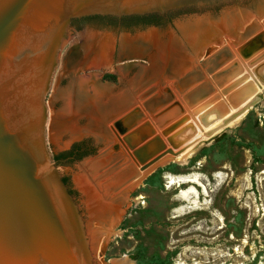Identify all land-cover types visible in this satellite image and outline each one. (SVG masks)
<instances>
[{"label": "rangeland", "instance_id": "1", "mask_svg": "<svg viewBox=\"0 0 264 264\" xmlns=\"http://www.w3.org/2000/svg\"><path fill=\"white\" fill-rule=\"evenodd\" d=\"M172 21L155 29L165 32ZM150 30L74 29L60 62L72 46L73 62L78 59L83 66L60 71L59 63L54 74V78L61 74L57 82L61 91L68 90L76 79L95 75L112 91L105 97H110V102L105 101L111 104L112 113L118 104L124 107L106 120L109 137L105 143L91 133L77 139L63 131L54 142L47 135L53 156L67 151L73 142H85L93 150L80 160L58 165L86 227L94 229L93 264H264V20L248 34L221 36L218 46L210 47L195 63L183 51L178 56V60L186 59L182 68L169 65L156 73L159 79L150 74L148 78L147 59L121 62L118 48L123 36L131 39ZM88 32L109 38L110 67L84 66L87 52L79 46ZM86 89L93 95L91 86ZM156 96L160 103L155 102L153 108ZM251 96H255L254 102L237 124L221 131L206 128L210 114L222 119L228 116L226 121H231L239 113L232 109H240ZM55 99L50 91L47 105L53 104L59 114L65 100ZM127 115L132 119L125 121ZM66 120L79 129L89 126L88 118L76 112ZM117 121L125 134L133 135L134 149L145 150L148 158L143 163L114 127ZM140 127L147 129L148 137L134 142ZM106 150L111 154L109 161L101 159ZM97 160L98 165L93 166ZM126 172L130 173L123 177ZM166 175H196L206 190L191 183L167 188ZM110 211L119 213V220L108 239H103L100 229Z\"/></svg>", "mask_w": 264, "mask_h": 264}, {"label": "water", "instance_id": "2", "mask_svg": "<svg viewBox=\"0 0 264 264\" xmlns=\"http://www.w3.org/2000/svg\"><path fill=\"white\" fill-rule=\"evenodd\" d=\"M150 14H171L172 24L165 32L72 24ZM262 19L264 0H0V264H93L94 229L86 227L47 146V98L74 29L151 28L123 36L118 48L121 62L147 59L159 79L177 46L195 63L221 36L248 34ZM153 102L160 103L158 96ZM114 127L143 163L148 155L134 149L133 135L120 121Z\"/></svg>", "mask_w": 264, "mask_h": 264}, {"label": "bare ground", "instance_id": "3", "mask_svg": "<svg viewBox=\"0 0 264 264\" xmlns=\"http://www.w3.org/2000/svg\"><path fill=\"white\" fill-rule=\"evenodd\" d=\"M81 41H82V44H80L79 49H84L87 52V55L84 54L87 58L85 60L86 62L84 64V66H88V65H89L88 67L97 66L98 68H101V69L111 66L110 61H109V57L107 56L108 54L106 52V48H107V44L109 42V38H105V37H102L100 35H98V36L93 35L91 32H88L85 36H83L81 38ZM238 42H240V41H238ZM72 48L73 47L71 46L70 49H67L66 52L63 54L62 60H61L60 65H59L60 71L65 69L64 67H70L69 69H72L73 67H74V69H76L78 67V65H79L78 59L75 60L76 62L75 61L73 62L74 55L72 56L73 53H71V52H74V50ZM96 52L98 53L97 58H94V60L91 58L92 61L90 63L87 62L89 60L90 56L91 55L93 56V54L94 53L96 54ZM125 53H123V55ZM182 53H183V50L180 48V46H177V48L175 49V53L173 55H171V56H173V59L170 62V65H174V64L175 65L178 64V66L184 65L185 64L184 60H186L185 58L183 59V61L181 59L178 60V56H182ZM171 56H170V58H172ZM163 60L166 62V59H163ZM163 60L162 59L160 60L161 64H163V62H164ZM72 65H73V67H72ZM82 66L83 65H81V66L79 65L78 69L79 68L81 69ZM180 67L182 68V66H180ZM156 69H157V67H156ZM179 70H181V69H179ZM174 71H176V66H175ZM158 72H160V71H158ZM228 72H229V70L227 71V74H228ZM149 74L152 76V78H154V76H155L154 72L148 73L147 74L148 78H149ZM60 76H61V74L59 73L54 78L50 91H51L52 96L54 98L56 97L55 100H57L59 98L65 100V107H64V110L62 112H60L61 114L60 113L57 114L58 112L55 113V111L52 109L53 104L47 105L48 106V118H47L46 128H47L48 137L51 140H53V142H54L55 139L61 133H63V131H67V132L69 131V133L74 138H77V139H79V137H81L83 135L91 133L92 135H94L98 139V141H100L102 143L107 142L109 135L106 134L107 132H106L104 124H105L106 120H108L109 118H111L113 116L112 115V109L110 108L111 104L107 103L105 101V100L109 101L110 97H108L107 99H105V97L110 96L112 94V91L110 90V88H108L107 86H104L98 79H96L95 75H93L92 77H87L84 80L76 79V80H74V82L72 83V85L70 86V88L68 90L61 91L58 89V85H57L58 84L57 82H59ZM88 85H89V87L90 86L92 87L93 95H90L89 92L87 91L86 88L88 87ZM254 99H255V96H253V97L251 96L250 98H248L246 100L245 103H243V105H241L240 109L237 108L238 110H236V111H234L232 109L231 112L235 113V112L239 111V113H236L235 115H233L235 117H233L231 121H226V119L228 120V116H227V118L223 117L224 119H222V118H217L215 113L212 115L210 114L207 118L206 123H205V125L207 126L206 128H208V130H210V131H215V130L221 131L227 125L237 124V122L241 119V117L244 114H246V112L249 110L250 103L254 102ZM76 101H78V102L76 103ZM47 103H48V101H47ZM116 103L117 102L115 101L112 104L116 105ZM126 103H128V102H126ZM154 104L155 103L152 102L151 107L153 106V108H154L155 106H157V104H155V105ZM118 105H120V106H118L116 108V110H118L119 107L124 108V107H121V106H123L122 104H118ZM75 112L78 113V115L83 114L84 116H86L88 118L89 126L86 130L79 129L74 124L66 123V121H67L66 117L69 114H71V116H73V114ZM130 119H132V118H129V120ZM199 123H198V125H200ZM137 130H135L136 133L134 136V142H141L143 140V138L147 135V132H145V131H147V129H144V127L143 128L140 127V129L138 131ZM202 130H203V128H202ZM146 137H148V136H146ZM71 139L74 140L73 138H71ZM148 147H147V149H148ZM150 148L151 149L153 148L152 150L155 151L156 149H154V148H157V147H151L150 146ZM148 150L150 151V149H148ZM152 150L150 151V152H152L151 154L154 153ZM182 156H183V158H186L188 155L186 157H184V155H182ZM181 157H180V159H181ZM113 158L114 157H112V159ZM101 159H104L107 161H109L111 159V154L108 152V150L105 151L104 156ZM101 162L102 161L99 160V163H101ZM96 165H98V160L94 163L93 166H96ZM129 173L130 172L124 173L123 177H124V175L128 176ZM216 175H218V174H216ZM197 176H200V175L197 174ZM197 176L196 175H192V176L191 175L190 176H188V175H185V176H183V175L182 176L166 175L165 179H167V181H165V182H166L167 188H171L173 186L178 187V186H181L182 184H185V183H191V184L198 185V186H200L206 190V186H204L199 181L200 179H198ZM217 177H219V175ZM219 178H221V177H219ZM80 185L82 186L83 183H81ZM181 193H182V191H181ZM108 209H110V208H108ZM116 209H119V208H116ZM106 212H105V214H103V217L106 216ZM118 216H119V213L112 211L111 214L108 217H106V219H104L102 217L104 220L107 221V222L103 223V225L100 229V231H101L100 234H102L103 239H108V236L110 234L109 232L113 229L114 222L119 220ZM112 264H129V263H128V261H125V262L124 261H122V262H115L114 261V262H112Z\"/></svg>", "mask_w": 264, "mask_h": 264}, {"label": "trees", "instance_id": "4", "mask_svg": "<svg viewBox=\"0 0 264 264\" xmlns=\"http://www.w3.org/2000/svg\"><path fill=\"white\" fill-rule=\"evenodd\" d=\"M172 21V15L166 14L163 16L157 14H150L145 16H125L121 18L106 17V16H92L87 18H81L73 20L72 24H81L85 22H94L102 27L119 28L124 30H130L135 28H145L149 26H161ZM112 77V76H110ZM112 79V78H111ZM85 142L74 143L67 151L61 152L53 156L57 165L62 164L64 161H76L80 160L86 155L92 154L93 150L85 148ZM64 183L67 185V181L63 178ZM70 191V190H69ZM72 194V192L70 191Z\"/></svg>", "mask_w": 264, "mask_h": 264}, {"label": "flooded vegetation", "instance_id": "5", "mask_svg": "<svg viewBox=\"0 0 264 264\" xmlns=\"http://www.w3.org/2000/svg\"><path fill=\"white\" fill-rule=\"evenodd\" d=\"M86 18H87V17H86ZM85 148H87V149L90 148V149H91V147H89V146H87V145L85 146Z\"/></svg>", "mask_w": 264, "mask_h": 264}]
</instances>
